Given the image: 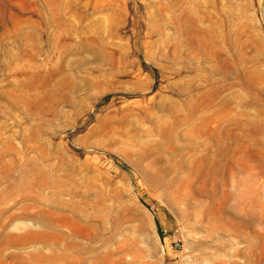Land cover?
<instances>
[{
    "label": "rangeland",
    "instance_id": "1",
    "mask_svg": "<svg viewBox=\"0 0 264 264\" xmlns=\"http://www.w3.org/2000/svg\"><path fill=\"white\" fill-rule=\"evenodd\" d=\"M0 264H264V0H0Z\"/></svg>",
    "mask_w": 264,
    "mask_h": 264
}]
</instances>
